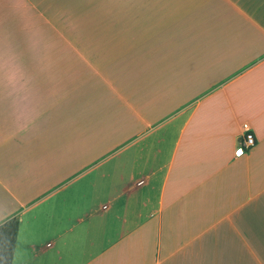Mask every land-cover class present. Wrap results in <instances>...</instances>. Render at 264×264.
Returning <instances> with one entry per match:
<instances>
[{"label":"crops","instance_id":"obj_1","mask_svg":"<svg viewBox=\"0 0 264 264\" xmlns=\"http://www.w3.org/2000/svg\"><path fill=\"white\" fill-rule=\"evenodd\" d=\"M15 216L12 264H264V0H0Z\"/></svg>","mask_w":264,"mask_h":264},{"label":"trees","instance_id":"obj_2","mask_svg":"<svg viewBox=\"0 0 264 264\" xmlns=\"http://www.w3.org/2000/svg\"><path fill=\"white\" fill-rule=\"evenodd\" d=\"M19 223L15 216L0 224V264H12Z\"/></svg>","mask_w":264,"mask_h":264},{"label":"built area","instance_id":"obj_3","mask_svg":"<svg viewBox=\"0 0 264 264\" xmlns=\"http://www.w3.org/2000/svg\"><path fill=\"white\" fill-rule=\"evenodd\" d=\"M256 143V138L254 133L252 132V128L249 124L243 125V137L241 139L240 145L236 149V154L238 156L245 153L247 149L253 147Z\"/></svg>","mask_w":264,"mask_h":264}]
</instances>
